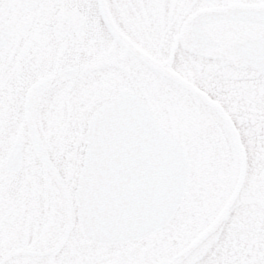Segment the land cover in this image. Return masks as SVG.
I'll return each mask as SVG.
<instances>
[{"label":"snow or ice","instance_id":"6c2138e0","mask_svg":"<svg viewBox=\"0 0 264 264\" xmlns=\"http://www.w3.org/2000/svg\"><path fill=\"white\" fill-rule=\"evenodd\" d=\"M0 264H264V0H0Z\"/></svg>","mask_w":264,"mask_h":264}]
</instances>
